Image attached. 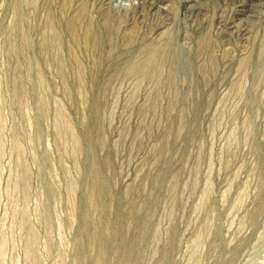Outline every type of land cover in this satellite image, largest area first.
Masks as SVG:
<instances>
[{
  "label": "rangeland",
  "instance_id": "1",
  "mask_svg": "<svg viewBox=\"0 0 264 264\" xmlns=\"http://www.w3.org/2000/svg\"><path fill=\"white\" fill-rule=\"evenodd\" d=\"M0 264H264V0H0Z\"/></svg>",
  "mask_w": 264,
  "mask_h": 264
},
{
  "label": "bare ground",
  "instance_id": "2",
  "mask_svg": "<svg viewBox=\"0 0 264 264\" xmlns=\"http://www.w3.org/2000/svg\"><path fill=\"white\" fill-rule=\"evenodd\" d=\"M102 1H108V3H109V2L112 1V0H102Z\"/></svg>",
  "mask_w": 264,
  "mask_h": 264
}]
</instances>
